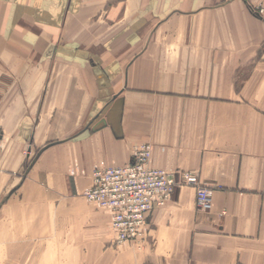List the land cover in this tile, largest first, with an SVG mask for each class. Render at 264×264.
Wrapping results in <instances>:
<instances>
[{
  "label": "crops",
  "instance_id": "1",
  "mask_svg": "<svg viewBox=\"0 0 264 264\" xmlns=\"http://www.w3.org/2000/svg\"><path fill=\"white\" fill-rule=\"evenodd\" d=\"M263 1L0 0V264H264ZM142 145L212 208L180 185L115 252L84 193Z\"/></svg>",
  "mask_w": 264,
  "mask_h": 264
},
{
  "label": "built area",
  "instance_id": "2",
  "mask_svg": "<svg viewBox=\"0 0 264 264\" xmlns=\"http://www.w3.org/2000/svg\"><path fill=\"white\" fill-rule=\"evenodd\" d=\"M253 12L264 19V1L255 6ZM150 160V146L142 145L129 164L97 168L93 172L86 195L90 201L110 211L118 243L143 236L152 211L170 202L180 185L196 188L198 209L207 212L212 208V188L201 183L196 174L153 168Z\"/></svg>",
  "mask_w": 264,
  "mask_h": 264
},
{
  "label": "rangeland",
  "instance_id": "3",
  "mask_svg": "<svg viewBox=\"0 0 264 264\" xmlns=\"http://www.w3.org/2000/svg\"><path fill=\"white\" fill-rule=\"evenodd\" d=\"M1 138H2V129L0 127V140H1ZM203 184L209 186L208 183H203ZM86 191H85L84 195H85L86 199L88 200V202L85 203V204H83V206H86V205H91V206L92 205H95L98 208H102V207H99L95 202L90 201L88 199V197L86 195ZM102 209H106V208H102ZM110 215H111V213H110ZM49 217H50V219H46V221L49 222L50 230L45 231V233L48 234V236L50 238H52V239H54V238L58 239L59 234H60L59 231L58 230H53L51 228L53 226V224H58V221H59V219H57L58 214H52ZM111 223H112V220H111ZM151 229H152V224L151 225L149 224V227L145 229L143 236L139 237L136 240H132V241L124 242V243H118L117 240H116L117 233L115 232V230L113 229V226H112L111 236H110V239H111V244H110L111 245V248H113V250L115 252L118 251V250L122 252V249H123L122 246H124L126 244H129V243H137V244H142L143 245L145 241L149 240V238H150V230ZM67 237L74 238L73 237V234H71L68 231H67ZM17 248L19 249L18 252H20V253L21 252H26V247L25 246H19V247H14V246L13 247L12 246H3L2 247L1 246L0 247V252H2V253L15 252V250ZM61 248L62 247H60L57 244H55V245H48V246H45V247H42V246L39 247V246L36 245L35 246V252H42V249H43L47 253L56 254V253H59L60 252V249ZM65 248H66V252L67 253L75 252L74 247H72V246H66ZM82 250H83L82 252H86V253L96 252V251H93L91 247H88V248L82 247Z\"/></svg>",
  "mask_w": 264,
  "mask_h": 264
}]
</instances>
